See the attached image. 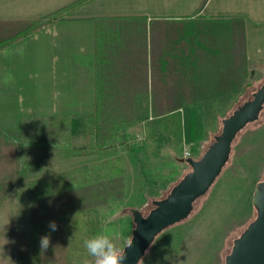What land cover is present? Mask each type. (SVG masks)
<instances>
[{"label": "trees", "instance_id": "obj_1", "mask_svg": "<svg viewBox=\"0 0 264 264\" xmlns=\"http://www.w3.org/2000/svg\"><path fill=\"white\" fill-rule=\"evenodd\" d=\"M87 1L75 0L34 19L0 20V49L63 19ZM93 21L95 110L83 116L84 145L73 146L70 138L51 139L53 131L69 127L67 116L42 118L49 123L32 141L20 130L0 128V203L19 179L25 143L57 144L67 156L85 158L78 168L29 181L32 264H71L78 251L73 234L81 226L79 215L92 209L101 214L116 211L115 201L124 192V160L108 150L118 143L130 145L127 128L142 121L148 145L166 136L161 129L165 125L177 138L199 139L204 106L223 103L246 85L244 24L239 16L182 21L172 34L150 30L149 47L142 23L118 16H96ZM50 222L56 224L54 231ZM45 236L49 246L43 249L40 241Z\"/></svg>", "mask_w": 264, "mask_h": 264}, {"label": "rangeland", "instance_id": "obj_2", "mask_svg": "<svg viewBox=\"0 0 264 264\" xmlns=\"http://www.w3.org/2000/svg\"><path fill=\"white\" fill-rule=\"evenodd\" d=\"M181 25L173 23L168 26L175 30ZM157 28L158 23L148 24L147 38L150 29L156 33ZM263 80L264 69L262 72L259 66L250 65L242 93L230 95L223 103L217 101L205 105L199 139L186 141L183 137L177 138L168 134L170 127L165 125L161 129L166 136L148 145L144 136L141 140L135 139L138 133L145 135L142 121L127 128L130 145L125 147L118 143L111 151L108 150L123 156V195L115 201L117 208L114 212L101 214L92 209L79 215L81 226H77L73 234L78 251L71 264H94V258L88 255L83 242L97 234L110 235L122 248L133 227L129 207H138L146 213L153 206L152 199L163 197L190 169L184 150H188L191 157H199L214 135L220 132L221 119L237 104L249 99ZM48 123L42 118L34 120L22 130L24 139L34 140ZM51 135L52 140L59 142L70 138L73 145H79L75 134L70 137L69 127L62 125ZM142 145L147 148L144 153L140 149ZM83 159L67 156L61 145L24 144L19 179L0 203V240H9L8 254L5 253L8 258L3 254V247L0 248V256L6 258L2 264H12L15 257L13 250L22 244V236H25V243L31 237L29 201L32 195L29 181L41 175L78 168ZM263 173L264 104L258 117L236 133L227 161L206 192L195 199L188 216L159 232L137 264H223L233 239L255 217L251 196ZM30 251L31 248L26 251L27 264H32Z\"/></svg>", "mask_w": 264, "mask_h": 264}, {"label": "crops", "instance_id": "obj_3", "mask_svg": "<svg viewBox=\"0 0 264 264\" xmlns=\"http://www.w3.org/2000/svg\"><path fill=\"white\" fill-rule=\"evenodd\" d=\"M73 1L0 0V20L38 18ZM96 16H118L145 27L155 22L158 34H172L169 24L190 19L239 16L247 67L264 69V0H88L63 19L0 49V128L22 131L36 119L67 116L70 137L75 134L77 146L84 145L83 116L95 110ZM150 42L148 38L147 47ZM140 149L147 151L144 145ZM25 240L22 236V244L13 250L12 264H27ZM8 246V239L0 240L4 255ZM4 258L0 256V264Z\"/></svg>", "mask_w": 264, "mask_h": 264}, {"label": "water", "instance_id": "obj_4", "mask_svg": "<svg viewBox=\"0 0 264 264\" xmlns=\"http://www.w3.org/2000/svg\"><path fill=\"white\" fill-rule=\"evenodd\" d=\"M263 104L264 80L249 99L221 119L220 132L199 157L185 158L190 169L163 197L152 199L153 206L146 213L138 207H129L133 221L132 246L125 248L124 264H137L159 232L188 216L195 199L206 192L227 161L236 133L258 117ZM251 203L255 217L233 239L223 264H264V173L253 188Z\"/></svg>", "mask_w": 264, "mask_h": 264}, {"label": "clouds", "instance_id": "obj_5", "mask_svg": "<svg viewBox=\"0 0 264 264\" xmlns=\"http://www.w3.org/2000/svg\"><path fill=\"white\" fill-rule=\"evenodd\" d=\"M49 226L53 231L56 229L55 222H50ZM40 244L41 248L46 249L49 246L48 237H42ZM83 245L88 255L94 258V264H124L127 259L125 248L132 246V237H129L123 248H119L114 238L107 234L87 238Z\"/></svg>", "mask_w": 264, "mask_h": 264}, {"label": "built area", "instance_id": "obj_6", "mask_svg": "<svg viewBox=\"0 0 264 264\" xmlns=\"http://www.w3.org/2000/svg\"><path fill=\"white\" fill-rule=\"evenodd\" d=\"M144 136V134L143 133H138V134H136L135 135V139L137 140V139H142V137ZM190 156V153H189V151L188 150H184V157L186 158V157H189Z\"/></svg>", "mask_w": 264, "mask_h": 264}]
</instances>
